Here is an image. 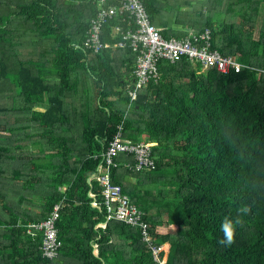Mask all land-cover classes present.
I'll return each mask as SVG.
<instances>
[{
  "label": "trees",
  "instance_id": "1",
  "mask_svg": "<svg viewBox=\"0 0 264 264\" xmlns=\"http://www.w3.org/2000/svg\"><path fill=\"white\" fill-rule=\"evenodd\" d=\"M143 3L164 40L208 30L212 49L244 68L160 61L131 101L137 57L114 48V29L131 23L110 20L111 47L94 54L83 42L95 0H0V264H155L137 229L98 228L107 209L88 178L121 124L125 139L156 145L155 170L120 166L111 177L145 213L153 242L170 244L167 264H264V0ZM58 204L60 249L47 259L29 226ZM225 217L231 244L221 243Z\"/></svg>",
  "mask_w": 264,
  "mask_h": 264
},
{
  "label": "built area",
  "instance_id": "2",
  "mask_svg": "<svg viewBox=\"0 0 264 264\" xmlns=\"http://www.w3.org/2000/svg\"><path fill=\"white\" fill-rule=\"evenodd\" d=\"M117 4L106 6L109 0H95L98 5L96 15L90 21V30L83 42L85 50L94 54H101L103 50L111 46L102 41L104 26L114 17L119 16L124 21L131 23L134 28L121 31L115 28V34L119 36L114 48L130 49L136 54V64L133 71V80L127 87V95L131 101L138 98V91L147 86L151 80L157 77V66L160 61H168L175 64L181 60H188L200 65L205 71L217 70L220 73L241 71L244 66L237 63L232 57H223L218 51L212 49V35L210 31L204 33H187L185 40H164L153 26L150 16L144 6L143 0H116ZM155 144L147 142H133L124 138V126L118 127L117 133L106 148L95 158H102L101 164L93 174V180L102 186L103 205L107 209V221L98 226L105 230L111 221H117L128 227L137 229L141 234V242L150 252L152 262L155 264H167L170 252V244H155L150 235L151 227L145 220V213L141 211L124 193L120 185L112 181V169L124 166L128 170L142 172L146 169L155 170L151 160L152 150ZM125 161H121L122 157ZM94 199L92 205L99 208L96 194L90 192ZM62 205L58 204L51 212V217L45 222L31 224L29 232L36 236L42 233V253L45 258L53 259L59 254L58 222L61 218ZM168 246V248H167ZM98 255V246L94 247Z\"/></svg>",
  "mask_w": 264,
  "mask_h": 264
},
{
  "label": "clouds",
  "instance_id": "3",
  "mask_svg": "<svg viewBox=\"0 0 264 264\" xmlns=\"http://www.w3.org/2000/svg\"><path fill=\"white\" fill-rule=\"evenodd\" d=\"M239 213H247L246 208H241L237 210ZM238 222V221H237ZM221 231L224 234L225 240L221 241V243L231 244L234 239V223L231 219L225 217L223 222L221 223Z\"/></svg>",
  "mask_w": 264,
  "mask_h": 264
},
{
  "label": "water",
  "instance_id": "4",
  "mask_svg": "<svg viewBox=\"0 0 264 264\" xmlns=\"http://www.w3.org/2000/svg\"><path fill=\"white\" fill-rule=\"evenodd\" d=\"M93 175L91 177L88 178V183L91 184L92 180H93ZM96 256H98L97 254H95Z\"/></svg>",
  "mask_w": 264,
  "mask_h": 264
},
{
  "label": "crops",
  "instance_id": "5",
  "mask_svg": "<svg viewBox=\"0 0 264 264\" xmlns=\"http://www.w3.org/2000/svg\"><path fill=\"white\" fill-rule=\"evenodd\" d=\"M116 31H115V29H114V33H115ZM116 35V34H115ZM82 79L84 80V77H82ZM124 159H126V157H123ZM124 159H123V161H124ZM64 189H66V188H64ZM52 211H53V209H52Z\"/></svg>",
  "mask_w": 264,
  "mask_h": 264
},
{
  "label": "rangeland",
  "instance_id": "6",
  "mask_svg": "<svg viewBox=\"0 0 264 264\" xmlns=\"http://www.w3.org/2000/svg\"><path fill=\"white\" fill-rule=\"evenodd\" d=\"M156 146V145H155ZM168 247V246H167ZM169 249V248H168Z\"/></svg>",
  "mask_w": 264,
  "mask_h": 264
}]
</instances>
